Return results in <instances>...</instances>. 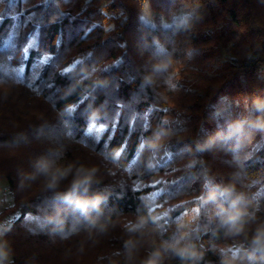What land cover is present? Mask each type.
Returning <instances> with one entry per match:
<instances>
[{
	"label": "trees",
	"instance_id": "trees-1",
	"mask_svg": "<svg viewBox=\"0 0 264 264\" xmlns=\"http://www.w3.org/2000/svg\"><path fill=\"white\" fill-rule=\"evenodd\" d=\"M0 184L9 264H264V0H0Z\"/></svg>",
	"mask_w": 264,
	"mask_h": 264
},
{
	"label": "rangeland",
	"instance_id": "rangeland-1",
	"mask_svg": "<svg viewBox=\"0 0 264 264\" xmlns=\"http://www.w3.org/2000/svg\"><path fill=\"white\" fill-rule=\"evenodd\" d=\"M144 18L147 22L151 23L148 11H145ZM5 190L3 191V185L0 184V211H4L3 209L5 207H8L10 204L9 196L8 194L5 193ZM6 215L7 214H5L3 217H0V264H9L10 262V255L4 250L1 241V236L3 232V223H4V219L6 218Z\"/></svg>",
	"mask_w": 264,
	"mask_h": 264
}]
</instances>
